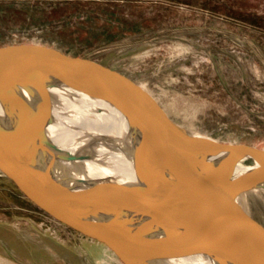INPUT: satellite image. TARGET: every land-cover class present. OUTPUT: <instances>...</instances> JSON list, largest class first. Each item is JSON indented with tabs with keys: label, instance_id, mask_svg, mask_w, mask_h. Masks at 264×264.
<instances>
[{
	"label": "water",
	"instance_id": "obj_1",
	"mask_svg": "<svg viewBox=\"0 0 264 264\" xmlns=\"http://www.w3.org/2000/svg\"><path fill=\"white\" fill-rule=\"evenodd\" d=\"M51 88L82 91L124 115L133 131L134 180L55 175L58 160L92 158L50 140ZM0 108V172L65 224L109 241L127 264H162L195 252L215 264H264L259 233L242 226L243 213L233 206L244 192L264 187V149L190 130L130 79L39 43L0 49ZM138 137L148 144L143 154ZM242 159L260 164L235 176L232 163ZM71 203L81 206L83 216Z\"/></svg>",
	"mask_w": 264,
	"mask_h": 264
},
{
	"label": "rangeland",
	"instance_id": "obj_2",
	"mask_svg": "<svg viewBox=\"0 0 264 264\" xmlns=\"http://www.w3.org/2000/svg\"><path fill=\"white\" fill-rule=\"evenodd\" d=\"M31 43L116 71L190 130L264 149V0H0V49ZM248 214L264 231V200ZM6 262L127 264L0 173Z\"/></svg>",
	"mask_w": 264,
	"mask_h": 264
},
{
	"label": "bare ground",
	"instance_id": "obj_3",
	"mask_svg": "<svg viewBox=\"0 0 264 264\" xmlns=\"http://www.w3.org/2000/svg\"><path fill=\"white\" fill-rule=\"evenodd\" d=\"M50 92L54 100L52 107L53 121L47 126L50 140L62 150L74 151L82 148L92 158L73 163L58 160L53 168V172L56 173L55 175L67 176L72 175L71 172H83L94 179L134 180L136 178V172H134L132 160L129 157V138L133 131L124 115L108 102L82 91L79 92L68 88H51ZM202 138L207 139L210 137ZM135 141L139 143L140 151L143 154L148 147L146 140L142 141L138 137ZM53 151L59 153L56 149H53ZM47 155L50 157L49 153ZM258 164H260L259 160L253 162L242 159L233 162L232 169H234L235 176H237L255 169V165ZM62 165L69 167V173H66ZM260 190H264V187H256L255 189L244 192L233 203L235 208L242 211V219L246 223L242 226L246 228L248 225L253 226L249 214L247 215L251 202L255 201L256 198L264 200V196L263 198L261 196L259 197ZM243 197H247L246 200L248 201L246 204L248 211L244 209L245 202ZM238 204L239 208L237 207ZM70 205L72 210L83 216L84 210H82L80 205L74 203ZM253 230L255 233H259L256 242L259 247L264 249V231L258 232L256 229ZM3 264L12 263L6 262ZM162 264L215 263L205 255L195 252L179 254L165 260Z\"/></svg>",
	"mask_w": 264,
	"mask_h": 264
}]
</instances>
